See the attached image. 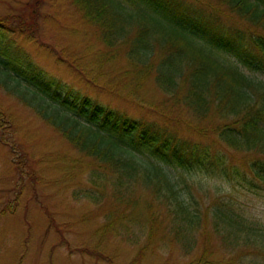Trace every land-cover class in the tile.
<instances>
[{"label": "rangeland", "instance_id": "obj_1", "mask_svg": "<svg viewBox=\"0 0 264 264\" xmlns=\"http://www.w3.org/2000/svg\"><path fill=\"white\" fill-rule=\"evenodd\" d=\"M181 2L222 15L225 26H242L239 16L219 0ZM0 19L18 31V44L32 62L62 80L66 89L132 117L172 120L179 135L218 146L216 128L230 119L214 112L201 120L192 110L182 109L181 101L158 87L152 69L155 58L139 66L121 45L106 47L100 29L86 21L71 0H0ZM222 56L226 62L238 63L233 56ZM237 65L264 82L262 73ZM20 92L13 81L0 79V264H194L204 244L211 247L215 259L247 254L223 247L211 225L198 234L194 252L186 253L170 231L162 199L140 184L131 183L126 191H115L111 181L94 184L90 159L45 124L36 113V102ZM181 120L190 123L185 126ZM201 132L205 139L194 134ZM235 156L237 161L251 160L257 154L241 151ZM166 170L178 179L181 176L179 171ZM187 180L202 202V211L212 213L223 204L217 202H225L236 212L264 222V184L255 193L236 181L200 173L187 174Z\"/></svg>", "mask_w": 264, "mask_h": 264}, {"label": "trees", "instance_id": "obj_2", "mask_svg": "<svg viewBox=\"0 0 264 264\" xmlns=\"http://www.w3.org/2000/svg\"><path fill=\"white\" fill-rule=\"evenodd\" d=\"M71 1L86 21L100 29L106 47L121 45L139 66L155 58L152 69L158 87L181 101L182 109L192 110L201 120L214 112L230 119L216 128L218 146L179 135L172 120L132 117L66 89L62 80L32 62L18 44V31L1 19L0 79L13 81L22 97L36 102L39 118L90 159L94 184L111 181L115 191L140 184L162 199L171 215L167 214L170 231L186 253L194 252L198 234L210 225L223 247L247 252L234 259H215L204 244L194 264H234V260L264 264V222L225 202H217L223 204L212 213L202 211L187 180V174L200 173L236 181L255 193L264 184V82L237 65L264 75V0H219L239 16L240 27L225 26L222 15L185 7L181 0ZM224 54L238 63L226 62ZM185 119L191 122L190 117ZM190 122L181 120L185 126ZM201 133L194 134L205 139ZM241 151H254L257 157L237 161L235 153ZM166 168L179 171L180 178Z\"/></svg>", "mask_w": 264, "mask_h": 264}]
</instances>
